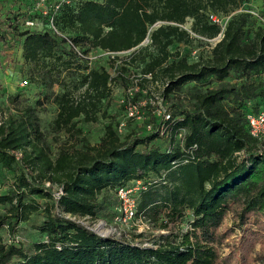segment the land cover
I'll list each match as a JSON object with an SVG mask.
<instances>
[{
  "label": "trees",
  "instance_id": "obj_1",
  "mask_svg": "<svg viewBox=\"0 0 264 264\" xmlns=\"http://www.w3.org/2000/svg\"><path fill=\"white\" fill-rule=\"evenodd\" d=\"M53 1L41 17L46 25L53 18L71 36L19 33V21L27 17L22 14L0 25V42L21 37L25 62L43 73L47 98L59 108L55 126L70 136L53 158L40 103L0 118V172L13 175L10 191L0 194L6 209L0 212V264H264L263 256H254L256 245L264 243V141L251 135L248 122L264 107V17L246 8L249 0ZM211 14L230 17L224 37L207 60L192 63L178 47L194 42L193 36L216 39L221 28ZM188 20L193 35L183 27ZM146 40L150 44L139 49ZM69 41L86 56L139 49L117 75L140 64L145 82H163L170 120L157 118L148 106L144 129L121 137L109 124L100 143L91 145L78 120L95 119L117 78L81 59ZM74 75L85 88L78 100L69 91L52 92ZM137 101L139 95L127 99ZM137 182L143 188L134 196L136 219L167 233L103 238L73 219L115 222L118 192ZM35 214L42 216L40 239L27 251L15 231ZM187 215L186 231H169ZM229 217L232 226L223 228ZM3 229L14 239L6 241ZM237 229L241 234L222 258L218 247Z\"/></svg>",
  "mask_w": 264,
  "mask_h": 264
},
{
  "label": "rangeland",
  "instance_id": "obj_2",
  "mask_svg": "<svg viewBox=\"0 0 264 264\" xmlns=\"http://www.w3.org/2000/svg\"><path fill=\"white\" fill-rule=\"evenodd\" d=\"M57 1L58 0H54L53 3ZM79 1L81 0H71L73 4H77ZM3 6L5 10L9 11H7L5 15H3V12H6L5 10L0 11V25L1 22L5 20L4 18H14V16L22 14L27 17L19 21V33L45 30L54 34L56 29L59 33L71 36L67 32V34L62 32L56 25H54L55 29L50 24L46 25L45 20L41 17L45 11H49L46 3L42 4L35 0H9L4 4L1 3L0 9H2ZM246 8L264 17V0H249L246 3ZM29 18L33 19L30 20ZM262 20L264 21V19ZM29 22H33L35 26H29L27 24ZM6 24L9 23L7 22ZM160 25L161 24H158L156 27ZM191 26L192 22L188 20L183 27L192 34ZM1 27L5 28L6 26L1 25ZM16 34V36H11L7 43L0 42V118L3 120L8 114V110H13L15 112L23 111L30 106L35 107L36 103H40L41 105L37 106V111L41 128L50 147L51 156L55 158L59 146L66 140L70 142V136L67 135V131H60L56 128L54 122L57 118L59 108L53 99L49 100V98H47L50 91L48 90L46 81L42 78L43 73L40 72L38 67L25 62L21 48L22 39L18 33ZM193 37L196 39L194 42L187 46L179 45L178 51H180L182 55L188 56L189 61L192 63L207 60L210 57L214 44L200 40L195 36ZM149 44L150 41L146 40L139 49L146 48ZM139 49L119 54L91 51L89 55L92 58L91 63L93 66L104 68L108 70L113 77L117 78V81H113L110 85V95L100 103L95 119L91 121H85L84 119L78 120L77 124L82 130L81 136L86 138L91 145L96 146L100 143L107 125L113 124L117 127L120 136L124 137L133 130L137 131L144 129L149 119L148 112L144 108L151 106L154 109V116L160 118V112L166 110L167 105L170 104V101L165 102L162 99L165 89L164 83L161 81L145 82L143 80L144 77L141 72L142 66L140 64H132L129 67L130 69H128L129 71L125 72V76L118 77L117 69L120 70L124 66L126 60L133 53L138 52ZM25 81L28 82L27 85H23ZM68 91L76 100L84 94L85 88L81 87V78L79 76L74 75L67 82L62 81L54 85L52 89V92L56 94H63ZM136 95H139L141 101H137V105L131 102L128 104V97L134 98ZM75 138H72L73 143H76ZM12 177L13 175L11 172H0V194H7L10 191ZM47 186L51 187L50 184H47ZM53 190L58 191V188L54 187ZM0 212H6V209L0 207ZM187 219H190L189 215L186 216L183 225L181 223L170 224L169 231L176 232L181 229L186 231ZM110 221H106L102 218L98 220H83V225L96 233L101 235L108 234V236L125 234L130 237L143 233L149 238L151 235L157 236L158 234L167 233L161 231L159 224H156L157 227L155 228L145 220L139 219L134 223L129 222L127 225L125 223ZM41 222L42 216L35 214L30 218L29 222L22 223L15 231L17 241L27 251H32L33 243L40 239L37 226H39ZM102 223L104 225L101 227L100 225ZM231 226L232 217H229L225 221L223 228H230ZM1 234L5 237L6 241L14 239L13 235L10 234L7 229H3ZM240 234V230L237 229L233 235L218 247L222 258H226L230 255L232 245H234ZM255 255L264 257V243L256 245L254 256ZM250 264L261 263L257 261Z\"/></svg>",
  "mask_w": 264,
  "mask_h": 264
},
{
  "label": "built area",
  "instance_id": "obj_3",
  "mask_svg": "<svg viewBox=\"0 0 264 264\" xmlns=\"http://www.w3.org/2000/svg\"><path fill=\"white\" fill-rule=\"evenodd\" d=\"M5 1H7V0H0V2H5ZM35 1L44 4V3H48L50 0H35ZM252 14L254 16L260 18L259 15L256 13L252 12ZM229 18L230 17L220 18V17L213 15V14L210 15L211 22L213 24L218 25L221 28V33L216 39L208 40V42L213 43L215 45L217 42H219L223 39L224 32L226 30V26H227V23L229 21ZM27 24L31 27L35 26V24L33 22H29ZM49 24L55 29L53 18L50 19ZM55 34L60 36V37H64V35H61V33H59L56 29H55ZM69 45L75 50V52L78 54V56L81 59L88 60V61L92 60V58L90 56H86V55L82 54L79 51V48L74 46L72 42L69 41ZM27 84H28L27 81H25L23 83V85H27ZM160 113H161L160 115H164L166 120H170V115L167 114L166 110H163ZM248 122H249L250 130H251V135L256 140H258L260 142L264 141V107L259 114L249 115L248 116ZM149 129H150V127H149ZM183 133L180 135V137L183 136ZM142 185L143 184L141 182H137L133 186L123 188L118 192V197H119V200L121 202V207H120V216L115 219V223L120 222V223H125L127 225L129 222L134 223L135 221L139 220V219H136V216H135L137 204H136V200H135L134 196L140 189L143 188ZM73 219L78 220V222L81 224H83V220H86V219H76V218H73ZM102 225H104V224L102 223L100 226L102 227ZM148 245H149V243H144V246H148Z\"/></svg>",
  "mask_w": 264,
  "mask_h": 264
},
{
  "label": "water",
  "instance_id": "obj_4",
  "mask_svg": "<svg viewBox=\"0 0 264 264\" xmlns=\"http://www.w3.org/2000/svg\"><path fill=\"white\" fill-rule=\"evenodd\" d=\"M94 232V231H93ZM96 233V232H95ZM96 234H98V235H100L101 237H103V238H107V237H110L111 235H109L108 236V234L107 235H101V234H99V233H96Z\"/></svg>",
  "mask_w": 264,
  "mask_h": 264
}]
</instances>
